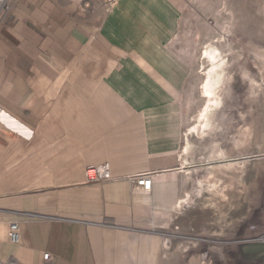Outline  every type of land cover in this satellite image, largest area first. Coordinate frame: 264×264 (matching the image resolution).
Masks as SVG:
<instances>
[{"label": "crops", "instance_id": "obj_1", "mask_svg": "<svg viewBox=\"0 0 264 264\" xmlns=\"http://www.w3.org/2000/svg\"><path fill=\"white\" fill-rule=\"evenodd\" d=\"M185 7L11 0L0 17V261L178 264L166 235L189 206L177 209L176 182L191 69L176 47ZM103 163L112 180L88 182L86 168ZM147 172L145 193L130 178ZM246 250L264 260V242ZM207 257L183 264H222Z\"/></svg>", "mask_w": 264, "mask_h": 264}, {"label": "rangeland", "instance_id": "obj_2", "mask_svg": "<svg viewBox=\"0 0 264 264\" xmlns=\"http://www.w3.org/2000/svg\"><path fill=\"white\" fill-rule=\"evenodd\" d=\"M184 1L176 47L191 69L184 100L187 132L176 182L180 197L189 198V206L176 217L166 237L173 250L181 251L175 258L178 264L194 263L200 254L222 264H249L256 256H250L247 245L264 242V55L255 53V47H264V0ZM213 42L226 63L225 80L220 85L222 100L210 128L198 131L195 127L208 104L203 82L209 62L204 50ZM245 125L252 130V138L245 142L247 146L241 145L240 153L230 157L242 170L235 179L238 191L227 202H220L210 191V172L213 165L232 163L212 162L209 155L218 143V148L229 153L237 151ZM191 242H197V247L191 248ZM0 264L16 263L8 260Z\"/></svg>", "mask_w": 264, "mask_h": 264}, {"label": "bare ground", "instance_id": "obj_3", "mask_svg": "<svg viewBox=\"0 0 264 264\" xmlns=\"http://www.w3.org/2000/svg\"><path fill=\"white\" fill-rule=\"evenodd\" d=\"M263 48L264 47H262V49H261V47H260V49H257L255 47V50H257V51H255V53L258 52L257 54L264 55V51H263L264 49ZM204 56H205L206 62H209L208 69L205 71L206 76H205V79L203 82V92L208 96V104L206 105V108L201 111L199 122H198L199 126L195 127V128H197L195 130H198V131L200 129H204L207 127L210 128L211 121L214 118L213 117L214 111L219 108L221 100H222L220 97V92H221L220 91V88H221L220 85L223 83V79L225 78V72H226L225 58L222 57V52L220 51L219 47L215 45L214 42H213V44H210V45H208V47L205 48ZM256 56H258V55H256ZM261 58H259V59H261ZM263 60H264V58H263ZM263 67H264V64H263ZM247 126L248 125L244 126L245 130L243 132V135L241 137H239L240 138L238 141L239 142L238 143L239 149L237 151H233L232 153H229L226 150H224L222 148V146H220L218 148L217 147V145L219 144L218 143L215 145V148H213L212 152L209 155L210 160L212 162L213 161H220V162H228L229 161L231 163L234 162V159H231L230 157L234 156V154H236V152L240 153L241 152V145L244 144V146H247V145H245V142L249 141V139L252 138L251 137L252 130L248 129ZM193 128H194V126H193ZM200 133H202V131H200ZM214 167H215V169L211 170V172H210V175H211L210 180H212L211 181L212 186H211L210 191H212V194L214 195L215 199L219 200L220 202H222V201L224 202L225 200L227 202V200H229V197H231L230 195L233 192H235L239 187V186H237V187L235 186L236 185L235 179H237L236 177H239V175L242 171L241 167L235 163H232V165H229L227 163H225V164L221 163L219 166L213 165V168ZM243 183H244V181L239 183V184H241L240 187H242ZM230 200H231V198H230ZM188 201H189V198L186 195L181 197L180 202H179V207L177 209L183 210L186 207V205L188 204ZM170 241H171L170 239H166V247L167 248H170V244H171ZM196 247H197V242H191V248H196ZM191 248H189V249H191ZM182 249H184V248H182Z\"/></svg>", "mask_w": 264, "mask_h": 264}, {"label": "built area", "instance_id": "obj_4", "mask_svg": "<svg viewBox=\"0 0 264 264\" xmlns=\"http://www.w3.org/2000/svg\"><path fill=\"white\" fill-rule=\"evenodd\" d=\"M11 8V0H0V17L1 20L7 17ZM86 177L88 182L105 183L112 180V171L109 163H103L96 166H88L86 168ZM131 184L141 192H150L153 187L152 172L140 173L130 178ZM111 220L107 219L105 224H110ZM9 239L17 242L20 239V226L17 222H11L9 226ZM44 260L50 259V254L45 253ZM249 264H264L261 258L252 259Z\"/></svg>", "mask_w": 264, "mask_h": 264}]
</instances>
